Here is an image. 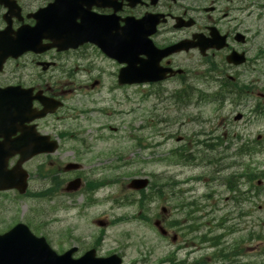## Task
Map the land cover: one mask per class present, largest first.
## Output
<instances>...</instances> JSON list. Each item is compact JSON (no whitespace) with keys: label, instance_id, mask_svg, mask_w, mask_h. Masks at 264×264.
<instances>
[{"label":"rangeland","instance_id":"rangeland-1","mask_svg":"<svg viewBox=\"0 0 264 264\" xmlns=\"http://www.w3.org/2000/svg\"><path fill=\"white\" fill-rule=\"evenodd\" d=\"M62 63L72 70L70 80H61L64 84L70 83V88L74 89L70 102L72 108L79 111L87 110L92 105L84 99L85 89L81 90V88H85L86 82L90 79L98 78L100 68L109 67V65L99 58L85 61L74 56L63 59ZM84 70H86L87 74L84 73ZM99 76L106 84L109 82L107 75ZM102 87H105V85L102 84ZM120 92L123 91L116 90L112 92L110 97L102 94L98 96V104L96 103L97 109L103 110L106 115L111 112L114 114L110 116L104 114L88 115V118L94 115L96 121H99L100 124H105L110 130L105 128L100 130V128H96L97 125H91L82 115H76L75 113L73 115L77 116V119L71 118V120L61 125V130L71 131L73 137L72 139L66 138L63 151L58 154V156L62 155L68 162L82 164L85 169L79 174L84 173L86 178L100 180L103 177H112L115 180H119V183L111 188L100 189L93 196V199L89 201L91 204L87 206H85L87 203L85 200L89 198L84 197L80 193L72 197L57 196L48 202L28 200L26 202L17 201L16 203L10 202L12 197L10 194L0 199V212L3 215V220L7 222L16 220V217L23 219L22 216L28 218L37 217L41 221H47L49 227L46 232L60 246H62L64 241L57 240L54 237L55 234H98L99 232H104L102 238L104 242L103 252L110 250L121 251L129 262L143 264L142 261L147 260V264H158L160 259H165L176 250L178 245L181 244L180 238L182 236L181 232L172 229L169 231V237L164 238L154 228L153 223L158 215L161 216V207H166L168 214L171 216L166 218L164 225H169L171 222L181 219L179 218L181 213L171 207L173 204L169 197L164 203L162 198L153 200L149 204H145L141 211L138 210L136 203L129 207L113 205L116 204L114 200L120 202L119 199H123L124 201L125 196L132 200L139 199L137 194L126 191L125 184L127 181L132 178L147 177L156 186L161 185V179L183 182L179 187L186 191L183 199L197 205H204L209 201V205L216 209L214 215H212L215 219L221 218L223 213L220 210L224 209V213L233 212L231 215L232 218H235L233 223H237L239 220L236 219L238 217L236 213L239 212V209H230V205L226 201L228 198L227 193L223 187H219L216 183L221 179V176L215 174L214 169L210 166L201 163L204 156H195L192 166L174 164L172 159H168L166 163L163 161L167 154L183 145L182 143H176V138L165 144L159 142V136L165 122L170 124V133H177V136H183L184 134L179 132V124L188 119V115L191 112L190 109L187 112L176 111L174 108L165 109L158 104L157 95H150V98L141 100L140 95L125 91V95H123ZM87 97L91 98L89 95ZM100 99H102V102ZM117 113L118 115H115ZM248 113L249 111L247 110L243 112V114L247 115L248 120L254 118L253 114L248 115ZM204 114L215 123L219 122L221 124L212 108H205ZM224 115L226 114L224 113ZM159 121H163V124H158ZM246 121L233 126L231 131L247 139L256 137L259 134L264 135V121L256 120L253 123H247ZM152 122L155 124L153 125ZM143 126L147 132L143 133L140 131ZM159 127L160 129L158 130ZM204 127L208 131L211 124ZM96 129L99 138L107 137L108 139L105 141L96 139L94 135ZM185 129L188 131L195 129L192 120L186 125ZM222 132L223 130H220V133ZM131 136L143 137L145 140L143 144L148 149L143 150L138 146L135 147V140H132ZM261 146L260 152L252 157V168H255L259 174L263 173L264 176V139L261 142ZM84 147H88L89 150L84 151ZM232 154V149L231 152H228L220 148L214 156H217L220 167L225 168L229 164V159L226 157L232 156ZM115 167H118L119 171L114 170ZM196 178H201V181H193ZM39 186L40 184L35 178L33 187L37 188ZM170 190H172L171 187ZM149 192L153 193V191L148 190L147 193ZM205 195H210V199L204 202ZM252 202L253 204H245L244 209L252 212L251 217H256L257 223L247 226L246 230H253V234H261L264 239V226L261 224L262 220H264V198L261 200L253 199ZM254 206H261L262 210L256 211ZM239 207L240 205H238ZM209 210L210 208L206 209V211ZM141 215H144L148 220H142ZM182 215L183 217L185 216L184 213ZM134 216H138V218L134 219ZM121 217H126L127 222H115L114 225H109L103 230H99L94 226L95 220L112 223L116 218ZM236 227L242 231L227 239H229V245L237 244L240 247V241L246 232L245 225L240 224ZM173 236L177 237L175 242L171 241ZM198 252V254L204 253ZM249 253H247V256L236 258L235 260L238 262L247 260L252 262V264H256L257 261H264V255L255 257ZM186 254V250H180L175 254V258L183 260ZM190 260H192V257Z\"/></svg>","mask_w":264,"mask_h":264},{"label":"flooded vegetation","instance_id":"flooded-vegetation-1","mask_svg":"<svg viewBox=\"0 0 264 264\" xmlns=\"http://www.w3.org/2000/svg\"><path fill=\"white\" fill-rule=\"evenodd\" d=\"M14 1L19 7L17 14L15 9L9 12L0 6V33H5L0 43L11 38V44L16 46L20 28L35 24L27 19L28 15L54 0ZM87 5L97 16L106 17V39L125 42L135 37L130 26L157 23L154 33L148 37L156 49L184 43L188 51L160 59L155 68L183 70L184 74L176 77L181 81L192 78L196 83L195 94L204 89V85L197 82L200 77L214 75L218 94L237 96L247 91L242 81L249 73L252 77L260 75L258 64L264 61V0H90ZM150 27L148 25L142 33ZM81 50L95 48L87 44ZM233 52L243 54L246 63L229 64L227 57ZM20 58L4 63L0 88L16 87L25 77L12 82L20 63L28 78L20 85L35 88L32 83L41 76L38 64L53 63L48 54L28 53ZM23 61L27 63L23 65Z\"/></svg>","mask_w":264,"mask_h":264},{"label":"bare ground","instance_id":"bare-ground-1","mask_svg":"<svg viewBox=\"0 0 264 264\" xmlns=\"http://www.w3.org/2000/svg\"><path fill=\"white\" fill-rule=\"evenodd\" d=\"M173 190H170L169 193H171Z\"/></svg>","mask_w":264,"mask_h":264},{"label":"water","instance_id":"water-1","mask_svg":"<svg viewBox=\"0 0 264 264\" xmlns=\"http://www.w3.org/2000/svg\"><path fill=\"white\" fill-rule=\"evenodd\" d=\"M135 184H138V183H135Z\"/></svg>","mask_w":264,"mask_h":264}]
</instances>
